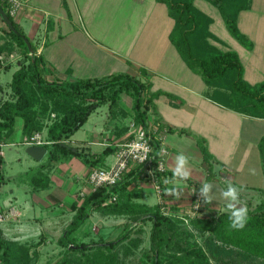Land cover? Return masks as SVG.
<instances>
[{"label": "crops", "instance_id": "0c3cea01", "mask_svg": "<svg viewBox=\"0 0 264 264\" xmlns=\"http://www.w3.org/2000/svg\"><path fill=\"white\" fill-rule=\"evenodd\" d=\"M21 2L12 21L25 35V42L31 45L28 56L42 57L45 80L75 82L130 75L149 84L152 92L172 95V98L162 95L155 100L148 124L165 130L162 147L167 150L165 166L172 175L171 180L176 156L183 153L189 158V179L169 183L166 188H177L182 193L180 198L167 195L166 191L164 194V201L173 214L190 216L192 190L194 186L200 189L206 181L213 184L214 197L211 204H206V210H226L227 201L220 194L224 190L221 181L226 185L230 181L240 189V200L245 206L255 205L264 197V152L259 147L264 137V119L236 112L208 97L209 87L189 69L170 41L174 20L165 4L157 0ZM214 24L215 21L211 31L218 38L215 41L218 46L221 39L214 32ZM238 25L253 47L247 49L235 39L232 42L235 49L230 50L239 54L244 78L249 84L264 82V0H249L248 9L239 15ZM9 30L0 14V56L4 57L0 59V103L11 99L13 75L30 61ZM8 44L16 48L12 54L5 50ZM133 103L128 94L120 95L119 104L125 112L132 113ZM131 118L112 117L108 105L99 106L66 143L83 154H100L108 147L117 148L131 138L128 126ZM22 126V120L17 119L9 138L14 139L11 145L28 149L33 146L25 143L28 137H23ZM80 130L85 133L83 137H78ZM200 141L209 154L208 160ZM3 144L0 155L4 158L9 182L0 189V207L14 208L17 214L3 225L5 236L13 241L32 242L37 236L46 235L42 231L47 233L50 227V233L60 237L61 229L66 228L73 216L71 205L81 197L82 191L90 190L86 181L91 167L83 157L70 156L50 170L49 186L35 191L23 175L47 163L49 153L38 160L27 152L26 158H20L19 170L8 175ZM114 161L115 153L106 158L105 165ZM250 169H255V174ZM210 170L215 174L211 181L208 180ZM127 179L131 183L124 200L130 196L134 202L149 206L162 202L147 169L134 168ZM66 212L72 216L65 217ZM117 217L94 213L89 219L94 221V226L99 223L104 229L109 225L107 222L115 220L112 225L118 224L122 233L128 219ZM62 219L66 221L63 226ZM55 220L52 226L49 222ZM99 236L106 239L105 234Z\"/></svg>", "mask_w": 264, "mask_h": 264}, {"label": "trees", "instance_id": "16d2710c", "mask_svg": "<svg viewBox=\"0 0 264 264\" xmlns=\"http://www.w3.org/2000/svg\"><path fill=\"white\" fill-rule=\"evenodd\" d=\"M157 1L167 6L168 14L174 20L169 36L171 43L189 69L201 76L209 87L208 97L236 112L264 119V82L249 84L244 78L239 54L216 45L218 38L211 31L214 18L199 8L196 0ZM206 1L220 11L230 35L251 49L253 43L238 25L239 15L248 9L249 0ZM0 4L12 20L7 3L0 0ZM13 24L18 34L8 32L28 56L26 37ZM5 50L12 54L16 48L8 44ZM28 58V65L22 66L13 75L11 99L0 103V149L1 144L14 133L17 119L23 122V137L30 138L36 132H42L44 120L55 114L56 118L48 126L46 135L51 144L44 146L49 153L48 162L23 175L28 176L25 179L35 191L46 189L50 182V170L70 156L83 157L84 162L93 168L105 166L106 158L117 151L115 147H108L100 154H83L66 143L97 107L108 105L112 117L130 116L147 129L155 100L162 95L172 98L171 94L163 91L152 92L149 84L130 75H115L101 80L49 82L43 78L42 57L32 54ZM122 93L133 98L131 114L120 107ZM201 141L208 160L209 154ZM150 144V166L160 180L162 202L149 206L134 202L130 196L124 200V193L131 183L127 179L130 171L113 188L85 191L70 207L73 216L58 239V244L64 249L63 257L55 264H264V197L255 207L251 203L246 205L248 220L242 230L230 227L228 211L206 210L204 202L201 211L194 216L175 215L164 201L169 184L165 180H171L172 175L157 172L161 151L157 135H152ZM259 147L264 152V137ZM4 163L0 155V189L9 182ZM214 176L210 170L208 180L211 181ZM194 188L199 191L197 186ZM94 213L127 218L121 235L115 240L100 236L89 242L84 240L89 232L83 237L76 236V231ZM65 222L62 219L61 226ZM149 222V248L137 256L134 251L143 243V225ZM44 241L45 235H40L36 243L10 240L0 224V264H38V248ZM131 255L134 258L126 262Z\"/></svg>", "mask_w": 264, "mask_h": 264}, {"label": "built area", "instance_id": "2783aa9c", "mask_svg": "<svg viewBox=\"0 0 264 264\" xmlns=\"http://www.w3.org/2000/svg\"><path fill=\"white\" fill-rule=\"evenodd\" d=\"M7 3L8 13L11 17H15L22 6L21 0H4ZM3 60V56H0ZM54 118L55 115L52 114ZM129 130L131 132V138L126 142H123L117 146L115 152V161L110 165L98 166L91 168L87 177V185L91 191H96L100 188H113L123 179L124 175L134 168H145L148 174L151 176L157 193L162 197V188L160 180L157 174L151 168L152 161L151 152L152 146L150 139L152 135H157L161 144L160 159L157 164V172L160 174H166L167 169L165 166V158L167 156L166 148L162 147L163 132L164 129L148 127L144 128L137 123L134 118H131L129 123ZM25 143L31 146H45L51 144L48 141L46 134L42 132H36L30 138L25 139ZM147 149V150H146ZM0 154H3L0 151ZM85 194L84 191L80 193L81 196ZM193 204L190 216L198 214L203 206V200L195 188L192 190ZM113 200H116L113 197ZM14 208L3 209L0 207V224L3 226L11 219L16 217Z\"/></svg>", "mask_w": 264, "mask_h": 264}, {"label": "rangeland", "instance_id": "374dc122", "mask_svg": "<svg viewBox=\"0 0 264 264\" xmlns=\"http://www.w3.org/2000/svg\"><path fill=\"white\" fill-rule=\"evenodd\" d=\"M195 3L204 12H206L207 14L211 15L214 18L215 24H214L213 29H214V32L217 34V36H219L221 39V42L219 43L218 47H220L221 49H231V47L232 49H235L234 48L235 46H233V44L235 43H232V42H236V40L230 35L229 31L227 30L220 11L206 0H196ZM8 76L10 77V73H8ZM52 114L50 115V117L44 120V129L42 131L46 135H47L48 126L52 124L53 120L56 118V117L53 118ZM86 126H89V125H85V127ZM84 135L85 133L83 132V130H80L78 137H83ZM13 142H14V139L9 138L3 144V150L6 153V163H7L5 165V169L8 175H11L15 173L16 170H19L20 162H21L20 158L24 159L28 156L27 149L25 147L13 146L11 145ZM11 163H14V165H11ZM250 165L253 166V159H251ZM11 170H13V172ZM24 177L28 179V176H24ZM221 183L225 190L227 188V185L224 184L225 182L221 181ZM8 195L10 194L8 193ZM260 201L261 200H258V203H256L255 205L251 204L252 207H255L256 205H258ZM71 216L72 215L69 212H66L65 217L70 218ZM55 222H57V220L53 222H49V223L52 224L53 226ZM93 222L94 221L92 219L87 220L76 231L75 235L79 237H83L86 232H89V236L84 238V240L87 242H89L92 239H95V240L99 239L100 233L105 234V238L108 240H115L121 235L119 231L120 226H118V224L112 225V223H114L115 220L107 222V225L109 224L107 229L101 228L99 223L96 226H94ZM143 228L145 230V233L143 235V243L141 244L138 250L134 251L135 255L137 256H140L142 252L144 251V249L149 248V245H150L151 223L149 222V223L144 224ZM46 230H47V233L42 231L46 235H45L44 243L38 248L39 258L37 262L38 264H55L58 260H60L63 257L64 249L58 244L59 237L57 235L50 233L51 232L50 227L47 228ZM63 230L64 229H61V234ZM39 238L40 236H37V238L32 242H35V243L38 242ZM198 241L201 242L200 237H198ZM133 258H134L133 255L129 256L128 260L126 259V262L129 260H132Z\"/></svg>", "mask_w": 264, "mask_h": 264}, {"label": "clouds", "instance_id": "9594fccd", "mask_svg": "<svg viewBox=\"0 0 264 264\" xmlns=\"http://www.w3.org/2000/svg\"><path fill=\"white\" fill-rule=\"evenodd\" d=\"M147 150V149H146ZM189 158L180 153L176 156L175 167L173 169V179L165 180V183H176L177 181H186L189 179L191 173L188 168ZM251 174H255V169H250ZM226 190H221L222 198L227 201L226 210L230 213V227L236 230H242L248 220V209L242 204L240 200V189L233 185L230 181L227 182ZM213 184L211 182H204L200 189L199 195L205 204H211L214 197L212 195ZM166 194L174 196L179 199L181 192L177 188L166 189Z\"/></svg>", "mask_w": 264, "mask_h": 264}, {"label": "water", "instance_id": "95a60500", "mask_svg": "<svg viewBox=\"0 0 264 264\" xmlns=\"http://www.w3.org/2000/svg\"><path fill=\"white\" fill-rule=\"evenodd\" d=\"M0 14L2 16V18L4 19L5 23L7 24V26L9 27V29L14 32L15 34H18V31L15 29L13 21L10 19V17L7 15V13L5 12V10L3 9V7L0 4ZM27 42V41H26ZM29 49L31 50V45L27 42ZM27 152L37 158L38 160L41 159L44 155H46V153L48 152V150L45 147L42 146H33L27 149Z\"/></svg>", "mask_w": 264, "mask_h": 264}]
</instances>
